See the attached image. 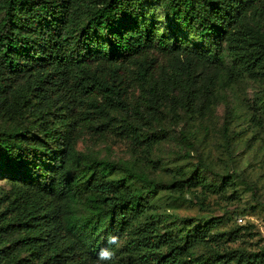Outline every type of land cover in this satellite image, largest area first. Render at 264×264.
<instances>
[{"label": "trees", "instance_id": "trees-1", "mask_svg": "<svg viewBox=\"0 0 264 264\" xmlns=\"http://www.w3.org/2000/svg\"><path fill=\"white\" fill-rule=\"evenodd\" d=\"M146 6L202 48L157 39ZM224 52L242 74L264 76V0H0V176L23 183L0 196V264H96L127 226L134 238L109 264H209L192 249L214 220L192 228L147 211L155 193L198 179L157 183L76 142L116 134L147 153L160 137L144 127L161 108L204 117L234 82ZM261 251L239 264L262 263Z\"/></svg>", "mask_w": 264, "mask_h": 264}, {"label": "rangeland", "instance_id": "rangeland-1", "mask_svg": "<svg viewBox=\"0 0 264 264\" xmlns=\"http://www.w3.org/2000/svg\"><path fill=\"white\" fill-rule=\"evenodd\" d=\"M145 19L157 39L172 45L177 37L185 46L202 48L199 40L165 17L159 7L148 8ZM223 56V72L234 82L218 86L206 116L189 117L179 109L175 113L161 108L158 121L151 128L144 127L148 134L160 137L147 153L116 134L83 135L76 149L143 170L149 180L164 185L198 179L193 187L155 193L147 211L172 215L177 224L192 228L214 220L206 240L192 252L208 257L209 264H239L241 258L264 249V76L248 77L226 52ZM132 94L133 104L143 105L139 86ZM130 182L137 189L142 187L138 180ZM13 184L23 185L11 176H0V196L10 192ZM170 219L162 220L160 229ZM133 230L134 226L124 228L118 248L133 240Z\"/></svg>", "mask_w": 264, "mask_h": 264}, {"label": "clouds", "instance_id": "clouds-1", "mask_svg": "<svg viewBox=\"0 0 264 264\" xmlns=\"http://www.w3.org/2000/svg\"><path fill=\"white\" fill-rule=\"evenodd\" d=\"M119 240L120 238L114 235H110L107 238L109 247L100 249L97 253L96 264H109V262H113L115 260V252L113 248L119 247Z\"/></svg>", "mask_w": 264, "mask_h": 264}]
</instances>
